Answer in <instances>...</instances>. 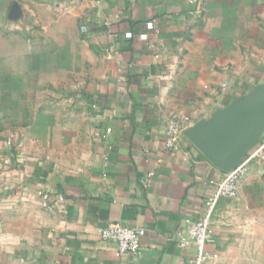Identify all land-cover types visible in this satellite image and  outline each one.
Instances as JSON below:
<instances>
[{
	"label": "crops",
	"instance_id": "crops-1",
	"mask_svg": "<svg viewBox=\"0 0 264 264\" xmlns=\"http://www.w3.org/2000/svg\"><path fill=\"white\" fill-rule=\"evenodd\" d=\"M256 94L264 0H0V264H193L180 239L225 171L187 132ZM110 224L144 230L138 256ZM209 236L208 264H264V162Z\"/></svg>",
	"mask_w": 264,
	"mask_h": 264
},
{
	"label": "built area",
	"instance_id": "built-area-1",
	"mask_svg": "<svg viewBox=\"0 0 264 264\" xmlns=\"http://www.w3.org/2000/svg\"><path fill=\"white\" fill-rule=\"evenodd\" d=\"M165 147L169 150L180 148L179 123L177 120L170 123L165 133ZM264 162V140L251 153L242 158V161L235 168L225 171L220 178H211L208 185L210 193L204 201L203 211L200 217L191 222L187 228L186 236L180 239L179 246L182 249L193 248L195 259L193 264H208V255L205 246L211 241L209 236L211 220L216 207L221 199H237L241 181L245 178L252 163ZM41 205L50 208L49 195L39 193ZM62 197L57 199L62 203ZM145 236L144 230L110 224L101 230V238L106 241H113L117 245L120 254L138 256L141 251V243Z\"/></svg>",
	"mask_w": 264,
	"mask_h": 264
},
{
	"label": "water",
	"instance_id": "water-1",
	"mask_svg": "<svg viewBox=\"0 0 264 264\" xmlns=\"http://www.w3.org/2000/svg\"><path fill=\"white\" fill-rule=\"evenodd\" d=\"M264 120V96L244 102L197 122L188 139L217 168L228 171L240 164Z\"/></svg>",
	"mask_w": 264,
	"mask_h": 264
}]
</instances>
